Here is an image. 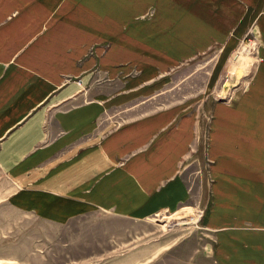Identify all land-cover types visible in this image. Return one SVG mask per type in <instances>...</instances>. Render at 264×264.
Listing matches in <instances>:
<instances>
[{
	"label": "crops",
	"instance_id": "obj_1",
	"mask_svg": "<svg viewBox=\"0 0 264 264\" xmlns=\"http://www.w3.org/2000/svg\"><path fill=\"white\" fill-rule=\"evenodd\" d=\"M252 29L260 62L240 106L216 107L208 140L188 108L132 118L158 93L149 69L233 51ZM103 41L110 78L83 90L73 79ZM0 169L13 206L61 226L184 213L203 195L214 262L264 264V0H0Z\"/></svg>",
	"mask_w": 264,
	"mask_h": 264
},
{
	"label": "rangeland",
	"instance_id": "obj_2",
	"mask_svg": "<svg viewBox=\"0 0 264 264\" xmlns=\"http://www.w3.org/2000/svg\"><path fill=\"white\" fill-rule=\"evenodd\" d=\"M156 12L154 5L142 18L151 20ZM258 45L257 31L252 29L233 51L213 47L193 53L172 67L149 69V79L155 78L158 89L154 92L158 93L145 107L132 108V118L167 107L188 108L198 111V119L206 124V134L198 132V140H208L216 107L240 106L260 62ZM99 46L104 55L111 42L93 43L86 58L93 55L98 57L97 61L73 79L83 90L110 78L108 70L100 65V54H96ZM170 54L173 53L165 52L166 57ZM239 66L243 67L240 74L233 73ZM140 72L138 68L132 69L133 75ZM68 79H72L71 75L64 77L63 82ZM185 173L192 175L190 169ZM10 190L8 177L0 169V264H216L211 236L201 226L203 195L195 198L196 210L184 213L162 212L136 221L96 211L61 226L13 206ZM173 213L179 214L170 216ZM130 251L134 252L132 259ZM146 253L148 259H144ZM141 255L137 262L135 259Z\"/></svg>",
	"mask_w": 264,
	"mask_h": 264
},
{
	"label": "bare ground",
	"instance_id": "obj_3",
	"mask_svg": "<svg viewBox=\"0 0 264 264\" xmlns=\"http://www.w3.org/2000/svg\"><path fill=\"white\" fill-rule=\"evenodd\" d=\"M244 62V61H243ZM240 64H242V62L240 63ZM242 69H243V67H241V66H239V68H238V70H234V71H232L233 73H237L238 75L240 74V72L242 71ZM240 71V72H239ZM238 86V85H237ZM232 92V91H231Z\"/></svg>",
	"mask_w": 264,
	"mask_h": 264
},
{
	"label": "built area",
	"instance_id": "obj_4",
	"mask_svg": "<svg viewBox=\"0 0 264 264\" xmlns=\"http://www.w3.org/2000/svg\"><path fill=\"white\" fill-rule=\"evenodd\" d=\"M82 81V80H81Z\"/></svg>",
	"mask_w": 264,
	"mask_h": 264
}]
</instances>
